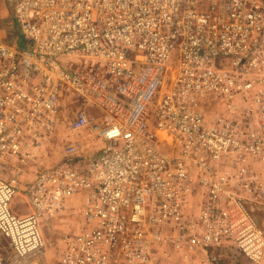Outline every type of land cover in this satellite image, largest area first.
<instances>
[{"label":"built area","instance_id":"2783aa9c","mask_svg":"<svg viewBox=\"0 0 264 264\" xmlns=\"http://www.w3.org/2000/svg\"><path fill=\"white\" fill-rule=\"evenodd\" d=\"M5 1L24 45L0 42V264H47L68 202L55 264H260L264 0ZM66 104L101 148L37 171L17 216L5 168L43 163Z\"/></svg>","mask_w":264,"mask_h":264},{"label":"rangeland","instance_id":"374dc122","mask_svg":"<svg viewBox=\"0 0 264 264\" xmlns=\"http://www.w3.org/2000/svg\"><path fill=\"white\" fill-rule=\"evenodd\" d=\"M9 15L10 12L5 0H0V30L4 32L7 38L15 40V30L17 28L14 27V23ZM1 40H4V38L1 37L0 41ZM171 64H173V60H171ZM72 105L73 104H66L64 106L67 108H63L58 127L55 130L50 144L44 151L42 158L43 163H29L26 166L18 163H11L6 166L3 180L11 183L16 188V195L10 203V210L15 215L25 216L29 213L30 205L27 197V188L34 180L37 171H40L43 167L52 166L62 161L75 160L85 153L96 152L101 148L100 142L93 136H90L88 130L79 133L68 130L67 123L73 118L76 110ZM69 146L75 148L74 153L71 155L65 152V149ZM10 165L13 166L12 169H10ZM79 210V203L68 202L66 204V211L61 216L42 223V237L44 240L47 264H55L56 257L63 246V236L66 232L77 228L80 222ZM259 220L264 223V216L260 214ZM169 264L181 263L173 261ZM245 264L251 263L245 261Z\"/></svg>","mask_w":264,"mask_h":264},{"label":"crops","instance_id":"0c3cea01","mask_svg":"<svg viewBox=\"0 0 264 264\" xmlns=\"http://www.w3.org/2000/svg\"><path fill=\"white\" fill-rule=\"evenodd\" d=\"M6 2V1H5ZM7 4V3H6ZM7 7H8V9H9V12H10V18H11V20H12V22H13V19H12V16H11V11H10V8H9V6L7 5ZM14 23V22H13ZM14 27L15 28H17L16 27V25H15V23H14ZM16 31V33H15V35H16V37H15V40H13V39H9V38H7V36H5V34H4V32L3 31H1L0 30V38L1 37H3L4 38V40H1L0 42L1 43H5V44H8V45H11V46H14V47H23V40H22V38H21V36H20V34H19V32H18V28L15 30ZM79 224V223H78ZM245 261H247V260H245L244 258H238L237 260H235V261H228V259L226 258V259H224V260H221L220 261V263L219 264H228V263H231V264H245ZM236 262V263H235ZM238 262V263H237ZM248 262V261H247ZM249 263V262H248ZM260 264H264V260L260 263Z\"/></svg>","mask_w":264,"mask_h":264}]
</instances>
